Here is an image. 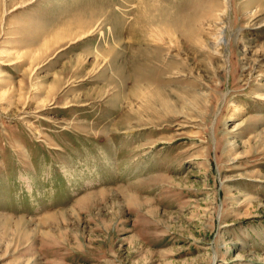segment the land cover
Returning a JSON list of instances; mask_svg holds the SVG:
<instances>
[{
    "label": "rangeland",
    "instance_id": "rangeland-1",
    "mask_svg": "<svg viewBox=\"0 0 264 264\" xmlns=\"http://www.w3.org/2000/svg\"><path fill=\"white\" fill-rule=\"evenodd\" d=\"M0 264H264V0H0Z\"/></svg>",
    "mask_w": 264,
    "mask_h": 264
},
{
    "label": "bare ground",
    "instance_id": "bare-ground-1",
    "mask_svg": "<svg viewBox=\"0 0 264 264\" xmlns=\"http://www.w3.org/2000/svg\"><path fill=\"white\" fill-rule=\"evenodd\" d=\"M170 30V29H169ZM172 32V33H171ZM170 37L172 40H176V38L173 36V31H170ZM221 40V39H220ZM220 42V41H219ZM221 45V44H219ZM137 80V77H136ZM134 95L136 96L137 99L142 101V104H147L151 99H154L158 96V91L156 90H149V89H135L133 91Z\"/></svg>",
    "mask_w": 264,
    "mask_h": 264
}]
</instances>
